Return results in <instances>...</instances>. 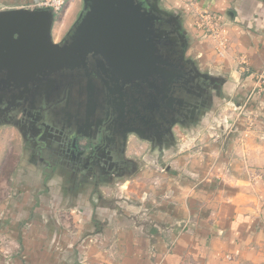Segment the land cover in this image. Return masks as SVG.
I'll use <instances>...</instances> for the list:
<instances>
[{
	"label": "crops",
	"instance_id": "0c3cea01",
	"mask_svg": "<svg viewBox=\"0 0 264 264\" xmlns=\"http://www.w3.org/2000/svg\"><path fill=\"white\" fill-rule=\"evenodd\" d=\"M39 1L0 0V10L32 9ZM80 1L66 5V16ZM161 4L157 0L175 19L185 57L212 79L218 101L221 92L243 96L232 104L243 103L255 123L239 139L246 141L235 144L232 135L225 148L201 149L196 155L211 160L182 167L185 178L153 167L149 179L137 175L128 191L116 184L108 197L104 185L98 202L88 194L71 198L67 209L59 208L50 182L14 181L0 202V264H264V91L257 90L264 73V0ZM195 22L215 34L203 35Z\"/></svg>",
	"mask_w": 264,
	"mask_h": 264
},
{
	"label": "flooded vegetation",
	"instance_id": "af4514ba",
	"mask_svg": "<svg viewBox=\"0 0 264 264\" xmlns=\"http://www.w3.org/2000/svg\"><path fill=\"white\" fill-rule=\"evenodd\" d=\"M92 1L82 0L76 18L56 40L55 15L50 26L55 46H49L45 55L35 47L31 60L10 66L5 52H0V111L11 109L20 116L19 122L40 129L43 125L46 135L66 150L85 138L83 146L91 153L82 167L95 177L107 171L121 173L128 135L161 145L172 137L174 126L211 111L220 93L211 90L212 79L185 57L175 19L158 7L157 0L122 1L124 16L140 19L134 24L150 49L148 75L137 76L132 70L125 76L113 70L107 61L111 52L102 50L107 28L100 23L80 31ZM98 159L104 162L103 169L89 165Z\"/></svg>",
	"mask_w": 264,
	"mask_h": 264
},
{
	"label": "rangeland",
	"instance_id": "374dc122",
	"mask_svg": "<svg viewBox=\"0 0 264 264\" xmlns=\"http://www.w3.org/2000/svg\"><path fill=\"white\" fill-rule=\"evenodd\" d=\"M158 3L160 5L161 0H158ZM81 4L82 1L79 2L76 11L67 16L66 6L56 15L53 25L55 40L74 21L81 9ZM195 27L203 29V35L209 33L214 35L216 30L212 27L208 29V27L209 31H207L204 22H198V24L195 22ZM190 57L194 59V55L190 54ZM242 98L241 94L221 92L217 110H208L201 114L198 120L186 122L185 126L180 125L176 134L174 131L171 138L160 141L161 145L134 133L128 135L125 139L123 154L125 164L122 166L121 173L107 171L95 174V177L82 167L87 155L91 153L90 149L83 146L85 138H78L72 148L66 150L67 148H61L55 142L53 136L46 135L43 125L40 129L27 122H19L20 116L13 114L11 109L0 111V202L10 192L12 188L10 184L21 180L27 183L43 182L44 185L50 182L48 185L53 188L54 194L59 196V208L67 209V206L73 204L70 201L71 198L75 201L84 196L85 199L88 194L90 200L98 202L99 196L103 195L104 185H108V197L114 195L116 184H123L124 191H126L129 186L133 185L131 182L138 177L137 175H140V178L149 179L152 175L149 169L153 167H157L159 173H164L165 167H168L170 173L185 178L189 174L184 173L182 167L196 164L198 161L211 160V156L196 155L201 149L209 150L216 145L225 148L233 136L235 144L239 145L242 142L239 139L246 138L245 133L252 131L255 123L253 119H248V114L245 116L247 111L242 106L243 103L237 106L232 104L234 101L243 102ZM245 99L246 97L244 101ZM252 138L253 136L249 140L251 141ZM254 139L256 141L251 142H261L257 136ZM245 141L246 139L241 144ZM180 156L183 160L179 159ZM103 163L98 159L89 165L103 169ZM177 168L179 169L176 170ZM49 198L50 196L47 200ZM66 219L64 216V224L67 222Z\"/></svg>",
	"mask_w": 264,
	"mask_h": 264
},
{
	"label": "water",
	"instance_id": "95a60500",
	"mask_svg": "<svg viewBox=\"0 0 264 264\" xmlns=\"http://www.w3.org/2000/svg\"><path fill=\"white\" fill-rule=\"evenodd\" d=\"M122 1L93 0L92 11L83 19L80 31L102 23L108 31L107 38L101 43L102 50L111 52L107 60L109 66L116 72L122 71L125 76L133 74V70L137 76L145 77L152 61L150 49L142 39L140 26L134 24L140 19L136 15L132 20L126 18ZM54 17L50 9L0 10V52H5L3 58L9 59L10 66H21L31 60L35 47L45 55L49 46H55L50 40V26ZM38 21L42 22L41 26L36 25ZM35 26L38 28L33 32ZM32 39H36L35 42ZM61 54L60 51L59 61L62 59Z\"/></svg>",
	"mask_w": 264,
	"mask_h": 264
},
{
	"label": "built area",
	"instance_id": "2783aa9c",
	"mask_svg": "<svg viewBox=\"0 0 264 264\" xmlns=\"http://www.w3.org/2000/svg\"><path fill=\"white\" fill-rule=\"evenodd\" d=\"M71 0H41L32 7L50 9L55 15L60 13V11L70 2ZM258 92L264 91V73L258 76Z\"/></svg>",
	"mask_w": 264,
	"mask_h": 264
},
{
	"label": "trees",
	"instance_id": "16d2710c",
	"mask_svg": "<svg viewBox=\"0 0 264 264\" xmlns=\"http://www.w3.org/2000/svg\"><path fill=\"white\" fill-rule=\"evenodd\" d=\"M141 77H143V76H141Z\"/></svg>",
	"mask_w": 264,
	"mask_h": 264
}]
</instances>
